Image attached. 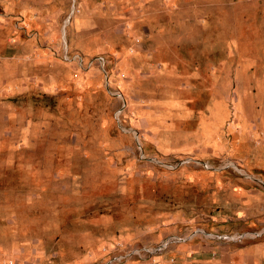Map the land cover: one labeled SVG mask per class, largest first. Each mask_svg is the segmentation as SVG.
I'll return each instance as SVG.
<instances>
[{"label": "rangeland", "instance_id": "obj_1", "mask_svg": "<svg viewBox=\"0 0 264 264\" xmlns=\"http://www.w3.org/2000/svg\"><path fill=\"white\" fill-rule=\"evenodd\" d=\"M0 264H264V0H0Z\"/></svg>", "mask_w": 264, "mask_h": 264}]
</instances>
